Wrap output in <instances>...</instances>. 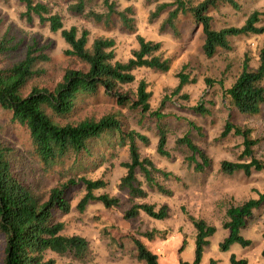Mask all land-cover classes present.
<instances>
[{"label": "trees", "instance_id": "16d2710c", "mask_svg": "<svg viewBox=\"0 0 264 264\" xmlns=\"http://www.w3.org/2000/svg\"><path fill=\"white\" fill-rule=\"evenodd\" d=\"M19 1L25 5L23 16L28 22L37 18L40 23H47L52 32L61 33L70 46L67 54L78 59L81 67L67 68L59 81L51 82L47 77L45 65L51 61L50 51L53 43L37 36L25 42L9 29L0 31V57L2 60L5 57L11 59L0 67V107L11 113L12 122L24 127L28 132L31 143L28 153L45 167L70 162L66 168L67 181L60 182L48 191H42L21 174L25 153L12 143L0 140V234L4 235L0 264H58L51 256L52 253L69 254L74 260H82L89 250L88 240L79 234H64V223L56 219L55 213L70 212L71 204L66 197V191L69 186L77 183V170L81 168L86 156L93 155L96 144H118L128 148L129 159L122 163L126 172L117 184L118 189L127 192L132 203L124 213L126 219L136 218L141 213L158 221L169 216L167 204L158 205L148 200V193L139 181L138 172L143 174L150 188L167 195L172 191L160 183L156 176L170 179L175 175L157 167L151 157L142 156L138 142L148 144L150 140L146 135L128 126L127 115L122 109L137 112L141 120L147 114L156 118L159 136L156 152L161 157H170L171 152L167 146L168 127L162 120L165 116L159 111H152L149 102L151 92L147 89V82L144 79L139 80L133 93L126 89V86L136 80L133 70L148 67L166 72L171 68V61L160 54V42L147 40L139 34V48L132 52L127 61L117 60L114 39L100 36L88 46L89 30L79 29L77 26L66 28L62 16L53 11L47 2ZM95 1L97 0H76L71 4L70 10L75 14H84L106 27L112 26L118 19L122 27L130 31L135 30L132 6L119 10L114 1L103 0L105 10L88 9V5ZM227 5L241 9L238 0H202L195 5L189 0H173L172 3L158 5L153 15L157 17L166 8L173 6L164 25L176 30L178 16L190 14L202 29L204 54L213 57L219 49L232 48V37L251 32L259 35L264 33V25L260 24L264 12L258 10L251 12L242 26L215 28L210 12L218 11ZM249 60L246 55L240 73L231 86L223 90V95L239 113L256 115L264 104V44L256 69L250 67ZM230 66L229 63L227 69ZM178 77L180 82L174 90L175 94L180 93L182 87L191 82L189 75L183 72H179ZM99 96L115 101L119 109L112 107L100 116L95 113L83 115L81 106L85 99ZM193 110L200 115L210 113L202 104L194 106ZM232 132L243 137L244 149L238 160L221 161L220 171L227 175L242 172L246 176L256 171H264V160L254 155L253 147L259 140L252 137V129L228 120L222 136H228ZM177 144L187 148V162L195 171L206 172L212 165L208 153L187 134L177 139ZM79 181L86 189L78 204L81 210H84L89 202H100L106 208L120 205L121 201L117 196L95 193L96 190L106 187L105 180L81 176ZM263 204L264 193H261L258 198H250L242 204L230 205L226 209L222 227L229 232L218 244L220 251H229L234 243L243 247L253 244L241 231L253 216L254 209H259ZM185 214L196 231L195 256L193 262L180 261L179 264H201L205 248L217 232V227L203 218H196L187 212ZM140 235L148 241L165 240L168 231L152 229ZM129 237L135 245L139 260L145 261L146 264H159L158 253L151 251L141 238L135 235ZM185 242L186 240L183 245ZM262 255L264 256V249ZM230 262L248 263L246 258H238L235 254L230 255ZM209 264L219 262L212 259Z\"/></svg>", "mask_w": 264, "mask_h": 264}, {"label": "rangeland", "instance_id": "374dc122", "mask_svg": "<svg viewBox=\"0 0 264 264\" xmlns=\"http://www.w3.org/2000/svg\"><path fill=\"white\" fill-rule=\"evenodd\" d=\"M58 12L66 28L77 26L79 29L89 30L88 46L95 38L103 36L115 40L114 51L116 59L127 61L134 50L139 48L137 35L147 40L161 43L160 54L169 58L171 68L166 72L148 67L133 70L136 80L126 86L131 93L136 91L139 80L147 82V89L151 92L150 106L152 111L164 114L163 122L167 125L168 149L171 156L161 157L156 152L159 139L156 118L147 114L142 120L137 112L122 109L127 115L130 128L146 135L150 142H138L142 156H149L156 166L173 173L175 177L164 179L156 176L158 181L171 194L167 195L157 189L150 188L141 172L139 181L148 193V200L158 205L169 206V216L164 220H154L145 213L133 219L124 217L125 211L132 203L126 191L118 189L117 184L125 174L122 165L128 161L129 152L126 146L96 144L93 155L86 156L81 168L77 170L76 184L69 186L66 197L71 204L69 213L56 212V219L64 223L63 233L66 235L79 234L89 242V250L82 260H74L69 254L52 253L58 264L73 261L74 264H146L139 260L137 250L129 236L141 238L147 247L159 255V264H179L193 262L195 256L196 231L186 218V212L196 218H203L206 222L217 227L210 244L205 248L202 263L209 264L215 259L219 264H231L230 255L242 254L247 256V264H264L262 243L264 234V204L254 210V215L248 220L251 223V236L243 229L242 235L251 239L252 247H243L234 243L230 251H220L218 244L224 238L223 220L226 209L230 205H238L250 198H258L264 193V171H256L250 176L242 172L232 175L220 171L221 161L239 159L244 146L243 137L232 132L222 136L225 123L229 120L236 125L252 129V137L259 140L254 145V155L264 160V104L256 115H245L232 108L223 95V90L230 87L242 69L245 56L248 55L251 68L259 66V53L264 44V33H248L231 38V49H219L213 57H207L203 52L204 35L190 14H180L176 19V30L164 25L169 6L159 16L153 12L162 3H172L173 0H111L119 10L128 6L134 9L135 30L130 31L122 27L117 19L110 27L96 23L84 14H75L70 10L76 0H43ZM198 4L202 0H189ZM241 9L227 5L218 11H211L213 25L217 29L228 26H242L247 16L255 11L264 12V0H238ZM98 11L106 9L103 0H97L88 5V9ZM25 5L19 0H0V31L10 30L18 38L29 41L37 36L42 40L53 43L50 51L51 61L45 65L47 77L50 81H59L67 68H80L81 63L74 56L67 54L70 46L60 32H52L47 23H40L36 18L28 22L23 16ZM261 25H264V14ZM9 58L0 57V67ZM231 64L227 69V65ZM179 72L189 75L191 82L185 84L181 92L174 93L179 85ZM211 81V82H210ZM202 104L210 110L207 115L194 112L193 107ZM119 107L110 98L99 96L86 98L81 106V113H95L99 116L107 109ZM193 124L195 126H193ZM191 137L198 146L202 147L212 159V165L206 172H197L189 166L188 150L177 144V139L184 135ZM0 140L8 141L21 149L26 158L21 166L22 176L35 187L48 191L60 182L67 181L66 168L70 162L56 163L45 167L37 158L28 152L31 148L28 132L24 127L11 121V113L0 107ZM81 176L107 182L106 187L95 191L97 195L107 193L120 198L118 207L106 208L100 202H89L84 210L78 206L86 193L85 186L79 181ZM152 229L167 230L165 240L148 241L140 233ZM250 229V226H249ZM129 234L125 236V234ZM249 236V237H248ZM184 240H186L185 245ZM262 242V243H261ZM183 246V247H182ZM231 246V247H232ZM4 249V235L0 234V258Z\"/></svg>", "mask_w": 264, "mask_h": 264}, {"label": "crops", "instance_id": "0c3cea01", "mask_svg": "<svg viewBox=\"0 0 264 264\" xmlns=\"http://www.w3.org/2000/svg\"><path fill=\"white\" fill-rule=\"evenodd\" d=\"M257 209H258V208H257ZM254 210H255V209H254ZM253 215H254V211H253ZM251 218H252V217H251ZM251 218H250V219H251ZM247 222H248V221H247ZM250 224H251V223L248 222V224H247V226H246L245 228H246V230H248L246 233H247L248 235L251 236L250 232L252 233V231H251V225H250ZM249 226H250V229H249ZM245 228H243V229H245ZM243 229H242V230H243ZM217 232H218V231H217ZM228 232H229L228 230H225L224 237L228 235ZM214 235H215V234H214ZM248 237H249V236H248ZM255 241H256V240H255ZM255 241H254V242H255ZM254 242H253V243H254ZM210 243H211V242H210ZM261 243H262V242H261ZM235 244H236V243H235ZM210 245H211V244H210ZM252 245H253V244H252ZM252 245L247 246V247H252ZM233 247H234V246H232L231 248H233ZM231 248H230V250H231ZM263 249H264V237H263V243H262V249H261V250H263ZM230 250H229V251H230ZM203 255H204V254H203ZM236 256H237L238 258H246V259H247V256H245V255H243V254H242V257H241V254L236 255Z\"/></svg>", "mask_w": 264, "mask_h": 264}]
</instances>
